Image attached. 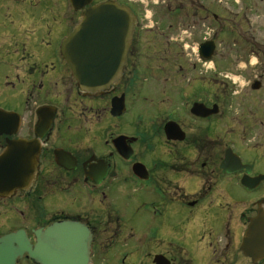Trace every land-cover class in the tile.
<instances>
[{"label": "flooded vegetation", "instance_id": "af4514ba", "mask_svg": "<svg viewBox=\"0 0 264 264\" xmlns=\"http://www.w3.org/2000/svg\"><path fill=\"white\" fill-rule=\"evenodd\" d=\"M112 1L133 27L118 80L91 93L61 52L87 7L0 0V237L22 230L33 248L36 231L77 222L88 264H255L242 244L264 196L223 188L264 190L258 8ZM3 170L23 179L8 191ZM212 203L227 219L205 214ZM13 264L38 262L24 252Z\"/></svg>", "mask_w": 264, "mask_h": 264}, {"label": "water", "instance_id": "95a60500", "mask_svg": "<svg viewBox=\"0 0 264 264\" xmlns=\"http://www.w3.org/2000/svg\"><path fill=\"white\" fill-rule=\"evenodd\" d=\"M69 2L75 10L87 8L63 40L61 52L79 86L93 93L118 80L117 68L125 58L132 30L131 12L111 0L93 5V0ZM17 177L3 170L8 191L18 185L13 181ZM18 178L23 179L22 175ZM242 181L252 188V179ZM35 234L37 244L33 248L22 230L0 237V264H13L24 252L38 264H88L90 234L82 224L54 223ZM242 248L255 264L264 258V206L249 218Z\"/></svg>", "mask_w": 264, "mask_h": 264}, {"label": "rangeland", "instance_id": "374dc122", "mask_svg": "<svg viewBox=\"0 0 264 264\" xmlns=\"http://www.w3.org/2000/svg\"><path fill=\"white\" fill-rule=\"evenodd\" d=\"M35 4L39 3V6H48L53 7V0H34ZM228 2V8H230L231 0ZM29 3H32V0H29ZM249 4V5H248ZM34 5V4H32ZM141 5V4H140ZM146 9L149 10L153 7V4H149ZM36 6V5H34ZM244 8H251L248 11V14L252 13L251 10L258 8L256 15L259 16L257 21L254 24H251L253 29V35L256 39L264 41V0H243ZM250 16V15H249ZM224 192L234 200H242L245 203L251 202L255 199H258L264 196V190L258 189L256 192H251L243 189L240 185L237 184H229L223 188ZM205 214H209L210 218L213 217H222L223 219H227L228 214L221 207H218L215 203L204 205ZM246 208V207H245ZM244 208V209H245ZM223 210V211H222ZM203 216V214H201Z\"/></svg>", "mask_w": 264, "mask_h": 264}]
</instances>
